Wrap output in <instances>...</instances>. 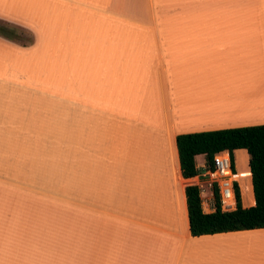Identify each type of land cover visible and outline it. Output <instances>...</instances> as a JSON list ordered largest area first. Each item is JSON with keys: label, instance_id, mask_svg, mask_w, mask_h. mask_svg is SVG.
<instances>
[{"label": "crops", "instance_id": "1", "mask_svg": "<svg viewBox=\"0 0 264 264\" xmlns=\"http://www.w3.org/2000/svg\"><path fill=\"white\" fill-rule=\"evenodd\" d=\"M0 25V264H264V229L191 235L176 147L264 125V0H0Z\"/></svg>", "mask_w": 264, "mask_h": 264}, {"label": "trees", "instance_id": "2", "mask_svg": "<svg viewBox=\"0 0 264 264\" xmlns=\"http://www.w3.org/2000/svg\"><path fill=\"white\" fill-rule=\"evenodd\" d=\"M176 147L181 176L184 179L197 175L194 159L198 155H204L207 163L211 162L214 155L225 152L230 154L231 159L237 150H245L248 155L253 206L242 207L237 189V207L234 211L222 213L217 210L212 214H204L197 188L185 187L192 236L264 229V125L181 134L176 136Z\"/></svg>", "mask_w": 264, "mask_h": 264}, {"label": "built area", "instance_id": "3", "mask_svg": "<svg viewBox=\"0 0 264 264\" xmlns=\"http://www.w3.org/2000/svg\"><path fill=\"white\" fill-rule=\"evenodd\" d=\"M243 175L238 174L235 161L228 152L216 154L210 163L206 162L193 179L202 212L234 211L237 207L236 191H239V180Z\"/></svg>", "mask_w": 264, "mask_h": 264}, {"label": "rangeland", "instance_id": "4", "mask_svg": "<svg viewBox=\"0 0 264 264\" xmlns=\"http://www.w3.org/2000/svg\"><path fill=\"white\" fill-rule=\"evenodd\" d=\"M5 29H4V31H6V33H9L10 34L9 36L11 38H13V33H12L13 31L11 29L8 30L7 27H5ZM26 39L28 40L29 38L26 37ZM240 153H242V154L236 155V161H237L236 162V164H237L236 170L238 172H244L245 170H247V163H246L247 160L245 158V154L243 152H240ZM239 185H240V195L242 197V203L245 205L251 199V182H250V178H242V179H240Z\"/></svg>", "mask_w": 264, "mask_h": 264}]
</instances>
